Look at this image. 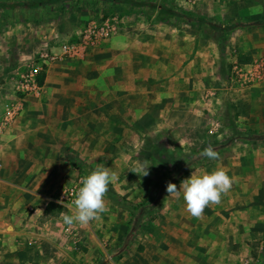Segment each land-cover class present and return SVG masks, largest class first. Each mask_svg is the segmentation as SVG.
I'll return each mask as SVG.
<instances>
[{"label": "rangeland", "instance_id": "374dc122", "mask_svg": "<svg viewBox=\"0 0 264 264\" xmlns=\"http://www.w3.org/2000/svg\"><path fill=\"white\" fill-rule=\"evenodd\" d=\"M136 1V6L110 4L97 9L69 10L64 6L62 10L63 7L58 6L55 16L46 13L39 20L20 19L0 26V109L9 100L20 99L24 104L28 99L44 102L46 98L42 92L30 95L16 92L17 72L32 63L18 67L13 57L26 50L29 42H23L22 38H33L30 45L40 44L39 51H34L35 61L40 52L55 53L53 47L83 41L87 42L83 51L111 45L120 47V42L125 43L128 35L135 33L134 27L157 23L163 28H172L174 36L181 39L187 36L190 49L212 46L217 50L213 59L219 76L218 96L210 101V108H192L189 104L186 112L178 115L172 113L171 105L166 106V112H154L149 111L152 107L146 104L140 106L139 112H133L130 107L124 115L122 106L110 105L108 119L95 114L89 121L90 128L81 129V139L82 131L70 125L77 130L75 146L83 157L77 155L73 159L78 160L75 162L78 166L66 186L80 184L83 176L98 165H104L114 175L104 197L107 211L99 220L86 225H68L63 215L71 213H63L57 205L43 219L47 225L44 227L53 232L55 243L73 246L70 253L77 264H164L171 258L195 256L205 264H264V139H237L220 151L215 148L233 132L264 136V80L242 87L230 86L239 55L251 56V62L264 60V24L239 27L230 32L215 27V24L227 25L233 20H264V0ZM106 21L114 27L113 33L107 38L98 37L100 43H90L95 38L89 30ZM12 28L17 29L13 35L18 40L13 46L9 43V34L5 35ZM193 57L194 53L189 59ZM115 78L116 75L110 73V86L116 85ZM8 81L12 86L10 93L5 91ZM116 91L109 90V96H115ZM193 102L199 103L198 100ZM205 147L217 152V159L206 163L209 158L200 154L190 172L175 185L179 189L181 181L192 172L216 168L227 172L232 180L230 190L222 194L219 203L203 210L209 211L210 220H215L212 232H206L201 242L194 223L199 217L187 211L182 195L177 198L168 192L151 210L141 213L140 222L135 223L139 209L154 203L160 184L176 178L173 172ZM147 163L148 175H143L141 165ZM65 188L53 196V200L59 198ZM180 191L182 193V188ZM235 210L254 211L252 220L257 225H253L250 235L244 225L225 226V222L237 219L236 213H228ZM4 219L0 217V229L8 227ZM62 226L68 227L67 234ZM226 229L237 231V236L230 235L229 241L226 240ZM3 234L0 231V264H9Z\"/></svg>", "mask_w": 264, "mask_h": 264}, {"label": "crops", "instance_id": "0c3cea01", "mask_svg": "<svg viewBox=\"0 0 264 264\" xmlns=\"http://www.w3.org/2000/svg\"><path fill=\"white\" fill-rule=\"evenodd\" d=\"M133 29L135 33L128 35L125 43L120 42V47L82 49L74 57L48 62L44 84L38 92L44 93V102L28 99L17 119L0 135V217L8 224L0 231L4 233L6 263L77 264L70 253L73 246L55 243L56 237L43 223L49 211L60 205L53 196L71 186L66 185L75 169L72 160L83 157L75 146L77 130L71 129V124L87 130L95 114L108 119L110 105L122 106L124 115L130 107L139 112L140 106L149 104V111L166 112V106L171 105L172 113L181 115L189 104L192 108H210V101L218 96L215 48L190 49L187 36H174L172 28L157 23ZM16 31L12 28L5 33L12 46L18 43L13 35ZM22 39L29 43L25 51L13 56L18 67L33 62L34 51L40 49V44L30 45L33 38ZM52 49L61 54L59 46ZM110 73L116 75V85L110 86ZM5 86L10 93L11 82ZM111 89L117 90L113 97L109 96ZM236 211L228 212L236 213L237 219L225 222V226L244 225L250 235L253 225H257L252 220L254 211ZM210 215L203 211L194 222L201 242L206 232H212L215 220H210ZM62 227L66 233L68 227ZM225 233L228 241L230 235L237 236L234 230L226 229ZM164 264L205 263L195 256L171 258Z\"/></svg>", "mask_w": 264, "mask_h": 264}, {"label": "clouds", "instance_id": "9594fccd", "mask_svg": "<svg viewBox=\"0 0 264 264\" xmlns=\"http://www.w3.org/2000/svg\"><path fill=\"white\" fill-rule=\"evenodd\" d=\"M253 11L257 10L253 9ZM202 155L209 159H216L218 153L208 148ZM148 165L149 163L141 165L143 175H148ZM113 179V173L104 165H98L83 176L76 192L73 213L63 215L64 223L86 225L93 220H99L101 214L107 211L104 197ZM231 186L232 180L227 172L222 168H216L200 173L192 172L189 177L181 181L179 189L169 182L166 190L169 195L174 194L177 198L182 195L187 211L192 216L199 217L206 206L219 203L222 194L228 192Z\"/></svg>", "mask_w": 264, "mask_h": 264}, {"label": "trees", "instance_id": "16d2710c", "mask_svg": "<svg viewBox=\"0 0 264 264\" xmlns=\"http://www.w3.org/2000/svg\"><path fill=\"white\" fill-rule=\"evenodd\" d=\"M110 4H116V5L129 4L132 6H136L138 2L136 0H0V26L13 24L15 22H18L20 19L39 20L40 18H43L44 17L43 15L46 13H48L50 16H55L57 14L56 10L58 9L57 8L58 6L63 7L62 10L65 9L64 6L67 7V9L69 10H77V9L105 8ZM169 11L175 14H179L172 10ZM182 16L185 17L186 19L190 18L189 15L187 16V14H182ZM200 20H203L204 22L208 21V19L204 17L203 18L200 17ZM263 24H264V20L261 19L254 21L233 20L230 21L227 25L220 23L215 24V27L222 31L230 32L236 30L239 27H245L249 25H263ZM251 61H252L251 56H245V55L238 56L239 64H247L250 63ZM46 69L47 66H43V71H41L38 75V84L40 86L44 84ZM237 139L258 140V139H264V136L233 132V134L226 141L218 143L215 146V148L220 151L224 147L230 146ZM205 149H208V147H205L204 149L203 148L199 149L196 153L192 155V157H189V159L184 164L178 167L173 172V176L176 178L160 184L157 197L154 200V203L151 205H147L145 207H141L139 209V213L134 220L135 223L140 222L141 213H143L147 209L151 210L157 204V202L161 200V198L167 193L166 188L169 182L173 184H177L184 177V175L190 172V170L193 168L191 165L195 160H197V157L205 151ZM222 153L224 154V152ZM216 159H209L206 163H210ZM75 162H78V160L73 161V167L77 168L78 164H76Z\"/></svg>", "mask_w": 264, "mask_h": 264}, {"label": "built area", "instance_id": "2783aa9c", "mask_svg": "<svg viewBox=\"0 0 264 264\" xmlns=\"http://www.w3.org/2000/svg\"><path fill=\"white\" fill-rule=\"evenodd\" d=\"M91 31L95 40H90V43H100V39L109 37L114 27L109 21L104 22L101 25H96L89 30ZM98 31V32H97ZM100 33V34H99ZM86 41L76 44H65L61 46V54H55L50 52H40L38 58L31 64L27 65L25 69L17 72V78L15 80V88L17 93L24 95L37 94L40 91L41 86L38 84V75L43 71V66H47L51 60L62 57H74L83 49ZM234 75L230 78V86H244L251 85L264 80V60L250 62L247 64H236L234 66ZM23 103L20 99L5 101L0 109V135L7 130L13 122L17 119L22 112ZM80 185L74 184L66 188V190L56 199L57 203L67 212L73 213L74 200L76 198V192Z\"/></svg>", "mask_w": 264, "mask_h": 264}]
</instances>
